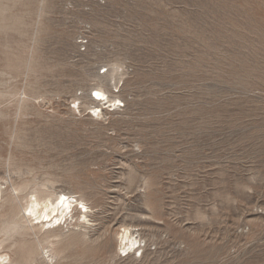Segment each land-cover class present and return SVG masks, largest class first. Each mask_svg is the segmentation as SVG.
<instances>
[{
    "label": "rangeland",
    "instance_id": "1",
    "mask_svg": "<svg viewBox=\"0 0 264 264\" xmlns=\"http://www.w3.org/2000/svg\"><path fill=\"white\" fill-rule=\"evenodd\" d=\"M98 83L123 105L93 117ZM0 188L4 225L89 207L0 233L12 262L61 227L29 264H264V0H0Z\"/></svg>",
    "mask_w": 264,
    "mask_h": 264
},
{
    "label": "bare ground",
    "instance_id": "2",
    "mask_svg": "<svg viewBox=\"0 0 264 264\" xmlns=\"http://www.w3.org/2000/svg\"><path fill=\"white\" fill-rule=\"evenodd\" d=\"M90 92L94 91L96 94V98H92L93 105L89 108L92 109L93 112H98V104L101 100L106 106H114L115 102H120L121 99L117 94H112V96H108L107 91L98 83L97 86L93 87ZM20 189V187H19ZM22 190V189H21ZM20 190V191H21ZM14 192V191H13ZM44 193V194H43ZM3 195V190L0 188V201ZM72 195V194H71ZM70 193H61L55 192V195L46 194L43 190H36L32 191L29 194V197L26 198L25 202V212L21 216V220L14 222L13 226L4 225L5 222H8L7 219L0 220V233H4L7 235L6 239L12 236V231L18 232L19 229H23V232L26 233L28 230H36L35 234L40 233V231L45 226H52L54 224L60 223L62 221L63 215L66 211H72L73 202H77L84 207V211L89 208L88 205L84 202H81L77 199H73ZM74 196V195H73ZM73 199V200H72ZM57 212H60L61 215H57ZM68 214V213H67ZM9 215V214H8ZM56 215V216H55ZM54 216L53 218H51ZM83 221H89L88 216L86 213L82 214ZM7 218V217H6ZM13 218V217H12ZM70 219V218H69ZM71 220V219H70ZM73 220V219H72ZM31 222V226H25L23 223ZM71 223V222H70ZM28 225V224H27ZM68 226V225H67ZM67 228V227H66ZM64 233L62 232L61 227H57L54 229H48L44 231L40 236L34 239L32 242V247L29 248L27 253H22L19 257V262H12L10 257L6 253H0V264H29L33 262L37 255L41 256L43 249H48V244L53 243V241L49 240L50 237H55L56 240L54 241L59 246H56L51 249V253L47 255V261H52L55 257H57L59 252L64 250ZM141 237H138L134 234V232L130 229V227L123 226L121 229V233L119 236V248L123 252L129 251H137L141 246ZM50 245V244H49ZM41 246V247H40ZM41 250V251H40ZM42 260L45 264L47 261L42 256Z\"/></svg>",
    "mask_w": 264,
    "mask_h": 264
},
{
    "label": "built area",
    "instance_id": "3",
    "mask_svg": "<svg viewBox=\"0 0 264 264\" xmlns=\"http://www.w3.org/2000/svg\"><path fill=\"white\" fill-rule=\"evenodd\" d=\"M81 44H83L84 42H81V40L79 41ZM106 72V70H99L98 71V74H104ZM91 96L93 97V98H96L97 96H96V94H95V92L94 93H91ZM100 104H98V112H93V110L91 109L88 113H89V115H91V116H93V117H96L97 115H98V117L99 116H102V114H103V109L105 108V107H110L108 110L110 111V110H114L115 108L117 109L118 107H121L123 104L121 103V101L118 103V102H115V104H114V106H112V105H110V106H106V104H104L103 103V100H101L100 102H99ZM105 106V107H104ZM125 255H127V253H123L122 254V256H125Z\"/></svg>",
    "mask_w": 264,
    "mask_h": 264
}]
</instances>
